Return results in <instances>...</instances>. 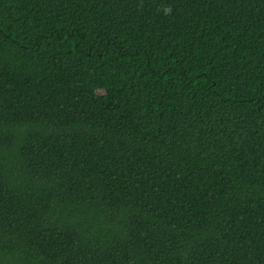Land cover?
Segmentation results:
<instances>
[{
    "label": "trees",
    "instance_id": "obj_1",
    "mask_svg": "<svg viewBox=\"0 0 264 264\" xmlns=\"http://www.w3.org/2000/svg\"><path fill=\"white\" fill-rule=\"evenodd\" d=\"M0 264H264V0H0Z\"/></svg>",
    "mask_w": 264,
    "mask_h": 264
},
{
    "label": "clouds",
    "instance_id": "obj_2",
    "mask_svg": "<svg viewBox=\"0 0 264 264\" xmlns=\"http://www.w3.org/2000/svg\"><path fill=\"white\" fill-rule=\"evenodd\" d=\"M166 11L170 12V11H171V9L169 8V9H167Z\"/></svg>",
    "mask_w": 264,
    "mask_h": 264
}]
</instances>
